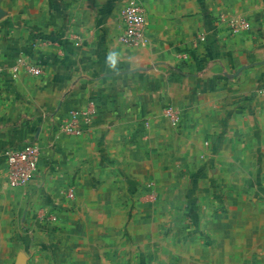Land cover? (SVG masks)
<instances>
[{"label":"crops","instance_id":"crops-1","mask_svg":"<svg viewBox=\"0 0 264 264\" xmlns=\"http://www.w3.org/2000/svg\"><path fill=\"white\" fill-rule=\"evenodd\" d=\"M132 1L0 0V264H264V0H138L139 47ZM28 144L12 188L3 152Z\"/></svg>","mask_w":264,"mask_h":264},{"label":"built area","instance_id":"built-area-1","mask_svg":"<svg viewBox=\"0 0 264 264\" xmlns=\"http://www.w3.org/2000/svg\"><path fill=\"white\" fill-rule=\"evenodd\" d=\"M121 30L118 40L130 47H139L144 44L147 31V11L143 4L134 0L125 4L121 9ZM221 23L226 24L232 32L238 31L239 28L246 29L249 26V19L242 17L237 19L226 13L219 15ZM35 68L30 67L33 71ZM257 95H264V89L257 91ZM95 113L94 109L88 108L83 111L73 112L69 117L64 118L59 125V129L66 134H80L85 131ZM164 113L171 117L173 126L181 123V114L178 108L167 107ZM42 148L37 144H28L22 147L9 148L3 152V158L6 163V179L12 188L27 187L31 180L39 172V162ZM66 194L68 198L75 197V187L70 184L67 187ZM58 221L57 214L53 210L41 212L38 217L39 223L55 224Z\"/></svg>","mask_w":264,"mask_h":264},{"label":"rangeland","instance_id":"rangeland-1","mask_svg":"<svg viewBox=\"0 0 264 264\" xmlns=\"http://www.w3.org/2000/svg\"><path fill=\"white\" fill-rule=\"evenodd\" d=\"M160 230V229H159Z\"/></svg>","mask_w":264,"mask_h":264}]
</instances>
